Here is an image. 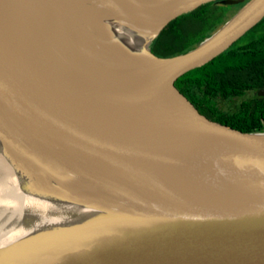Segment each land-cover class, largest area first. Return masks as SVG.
Listing matches in <instances>:
<instances>
[{"label":"water","instance_id":"95a60500","mask_svg":"<svg viewBox=\"0 0 264 264\" xmlns=\"http://www.w3.org/2000/svg\"><path fill=\"white\" fill-rule=\"evenodd\" d=\"M214 1L243 5L188 51H151ZM95 4L143 42L133 63L118 44L105 59L117 38ZM263 19L264 0H0V151L27 194L57 202L24 166L89 210L0 246V264H264V132L209 120L175 85Z\"/></svg>","mask_w":264,"mask_h":264},{"label":"trees","instance_id":"16d2710c","mask_svg":"<svg viewBox=\"0 0 264 264\" xmlns=\"http://www.w3.org/2000/svg\"><path fill=\"white\" fill-rule=\"evenodd\" d=\"M229 6L212 2L176 18L152 42L151 51L161 57L188 51L229 18ZM263 25L264 19L251 30ZM237 42L179 77L175 85L209 120L242 132H264V96L259 95L264 89V28L257 38ZM223 102L236 105L225 111Z\"/></svg>","mask_w":264,"mask_h":264},{"label":"bare ground","instance_id":"6f19581e","mask_svg":"<svg viewBox=\"0 0 264 264\" xmlns=\"http://www.w3.org/2000/svg\"><path fill=\"white\" fill-rule=\"evenodd\" d=\"M74 5L76 12L84 7L81 4L79 5L78 2H75ZM91 8H98L99 15H106V28L103 29V35L108 34L110 37L119 39H115V45L107 46L104 49L107 52L103 54L106 56L105 59H111L118 63L119 59H116L118 58L116 56L121 55L124 62L133 63L125 55H133L134 50L140 49L143 42L126 33L122 28V23L116 21L112 16L109 18L110 16L100 9L97 4L92 5ZM86 9L84 8L83 11ZM94 14L97 16L96 13ZM115 46V49L120 53H118L119 55L110 56L112 51L115 52ZM98 52L99 48L96 53ZM21 171L27 180L44 186L50 194L54 195V192H57L54 195L57 202L41 199L24 192L20 185L21 179L18 172L15 171L14 167L11 166V162L0 151V246L35 235L37 231L45 227L74 224L82 218L84 212L89 211L86 210V207L83 208L84 205L77 207L64 201L62 199L63 192L60 193L62 189H58L44 174L39 173L34 168L24 166ZM49 187L55 189H49Z\"/></svg>","mask_w":264,"mask_h":264},{"label":"rangeland","instance_id":"374dc122","mask_svg":"<svg viewBox=\"0 0 264 264\" xmlns=\"http://www.w3.org/2000/svg\"><path fill=\"white\" fill-rule=\"evenodd\" d=\"M244 1H247V0H244ZM243 5V3L242 4H238V5H231V6H233V7H226V10H225V12L227 13V15H228V17L230 18L231 16H233L239 9H240V7ZM228 18V19H229ZM227 19V20H228ZM226 20V21H227ZM264 28V25L263 26H258V27H256L254 30H251V31H249L248 33H246L243 37H241L239 40H238V42L237 43H244L246 40H251V39H255V38H257V35H258V33L260 32V31H262V29ZM251 93V92H250ZM238 103V102H237ZM234 105H236V103H228V102H223L222 103V107H223V109L226 111V110H228V109H230V108H232V107H234ZM0 214H1V211H0Z\"/></svg>","mask_w":264,"mask_h":264},{"label":"flooded vegetation","instance_id":"af4514ba","mask_svg":"<svg viewBox=\"0 0 264 264\" xmlns=\"http://www.w3.org/2000/svg\"><path fill=\"white\" fill-rule=\"evenodd\" d=\"M212 3V2H211ZM213 3H217L218 5H221L220 3H219V1H214Z\"/></svg>","mask_w":264,"mask_h":264}]
</instances>
